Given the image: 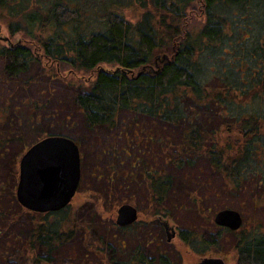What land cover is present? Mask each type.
Masks as SVG:
<instances>
[{"label": "trees", "instance_id": "trees-1", "mask_svg": "<svg viewBox=\"0 0 264 264\" xmlns=\"http://www.w3.org/2000/svg\"><path fill=\"white\" fill-rule=\"evenodd\" d=\"M131 1L135 21L126 16L120 0L94 8L79 0H0V17L8 20L11 33L23 32L17 42L0 46V56L7 61L5 71L17 75L37 65L45 74L65 79L68 75L61 69L69 65L74 102L88 129L115 128L123 111L179 127L186 124L179 142L170 145L169 163L182 167L207 158L230 189L242 188L250 176L264 186V73L253 72L246 79L234 69L236 64H226L204 77L206 52L218 50L226 42L239 52L234 42L240 32H229V17L219 6L254 11L255 3L264 4V0ZM199 5L207 12L203 25L193 22ZM97 10H102V15ZM263 20L264 15L259 22ZM257 49L255 38L247 35L240 49L243 55L254 59ZM164 55L168 57L162 59ZM208 78L219 85H209ZM247 104L253 108L243 110ZM211 112L219 116L214 126L205 118V113ZM49 134L67 135L80 145L72 134ZM146 176L150 204L154 209L164 207L173 176L158 170H148ZM89 199L102 202L101 195L94 192ZM26 211L31 221L22 254L32 252L34 264H54L55 253L73 239L78 222L66 208ZM51 215L57 216L53 219ZM4 218L11 225L17 219L13 214ZM232 232L237 264H264L261 221L256 219ZM181 235L185 241L200 240L204 247L218 243L190 230ZM127 264L178 263L168 252L155 257L137 249Z\"/></svg>", "mask_w": 264, "mask_h": 264}, {"label": "rangeland", "instance_id": "rangeland-1", "mask_svg": "<svg viewBox=\"0 0 264 264\" xmlns=\"http://www.w3.org/2000/svg\"><path fill=\"white\" fill-rule=\"evenodd\" d=\"M79 1L85 7L87 4L88 8H94L112 0ZM120 3L124 5L126 16L135 21L132 1L120 0ZM219 7L229 17V32H240L253 39L261 37L263 24L254 23L256 9L239 11L229 6ZM97 11L102 15V10ZM193 14L195 24L206 23L200 5ZM22 34V30L12 34L8 20L0 17V46L12 45ZM234 44L238 45V53L227 42L218 50L206 52L204 77L226 64L228 67L236 64L234 69L246 79L252 75L253 68L247 65L246 58L252 66L255 60L241 52L243 41ZM6 64V59L0 56V264H34L33 253L23 255L21 251L31 216L20 204L16 190L21 157L32 144L51 132L79 138L82 155L80 186L72 203L66 207L78 227L73 239L55 253L54 264H114L111 261L127 264L137 249L155 257L168 252L178 264H196L205 256L223 257L227 264H237L233 247L235 235L232 230L216 224L214 215L222 208L231 207L243 214L245 225L256 219L264 225V186L257 185L255 176H250L242 188L233 190L226 186L222 174L207 158L200 157L182 167L169 163L170 145L179 142L186 124L179 127L158 118L123 111L115 128L88 129L74 102L69 65L62 66V73L68 75L63 79L45 74L37 65L17 75L7 73ZM207 82L219 85L211 78ZM246 108L253 106L247 104L243 110ZM205 118L214 126L219 116L211 112L205 113ZM148 170L173 176V187L164 207L154 209L150 204ZM92 192L101 195V203L89 199ZM124 203L140 210L139 219L127 227L116 222L117 210ZM7 214L16 215V223H6ZM56 216L51 215L53 219ZM70 226L71 223L67 225ZM185 230L218 243L204 247L200 240L185 241L181 235ZM173 231L176 235L169 240Z\"/></svg>", "mask_w": 264, "mask_h": 264}, {"label": "water", "instance_id": "water-1", "mask_svg": "<svg viewBox=\"0 0 264 264\" xmlns=\"http://www.w3.org/2000/svg\"><path fill=\"white\" fill-rule=\"evenodd\" d=\"M167 57L164 55L162 59ZM81 177L80 145L67 135L49 134L32 144L21 157L16 195L20 204L30 211H58L71 204ZM138 219L136 206L130 203L119 206L116 217L119 226L131 225ZM214 220L216 224L233 231L238 230L244 222L243 214L231 207L218 210ZM174 235L175 232H171L168 239L171 240ZM196 264L227 262L223 257L205 256Z\"/></svg>", "mask_w": 264, "mask_h": 264}, {"label": "flooded vegetation", "instance_id": "flooded-vegetation-1", "mask_svg": "<svg viewBox=\"0 0 264 264\" xmlns=\"http://www.w3.org/2000/svg\"><path fill=\"white\" fill-rule=\"evenodd\" d=\"M255 6L258 7V8L256 7L257 14H256V18H255L256 19L255 21H257V23H258L261 20V16L264 15V4L259 1L258 4L255 3ZM260 7H262L263 9ZM237 10H239V9H237ZM239 11H241V10H239ZM261 11H262V13H260ZM202 14H205V16H207V12L204 9L202 10ZM206 21H207V17H206ZM260 24H263V31L261 32L262 35H261V37L257 36V38H255V42H257L259 50L257 49L258 52L254 51V55H253V58H254L253 60H255V67L253 68V70H254L253 72H255L256 74L264 73V54H263L264 53V20L262 22H260ZM243 35L244 34H241V33L238 34L237 35V41H243V39H245V37H246V35L245 36H243ZM241 52H244V51H241ZM243 224H245V220H244ZM167 229H168V227H167Z\"/></svg>", "mask_w": 264, "mask_h": 264}]
</instances>
